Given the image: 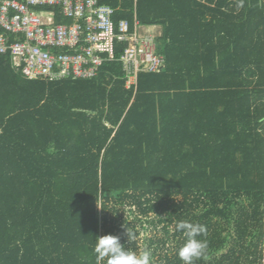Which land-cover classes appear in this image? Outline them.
I'll use <instances>...</instances> for the list:
<instances>
[{
  "label": "trees",
  "instance_id": "trees-1",
  "mask_svg": "<svg viewBox=\"0 0 264 264\" xmlns=\"http://www.w3.org/2000/svg\"><path fill=\"white\" fill-rule=\"evenodd\" d=\"M99 1L159 26L165 65L127 86L118 60L28 80L0 55V264H95L105 234L182 264L180 221L197 264H264V0Z\"/></svg>",
  "mask_w": 264,
  "mask_h": 264
},
{
  "label": "built area",
  "instance_id": "built-area-1",
  "mask_svg": "<svg viewBox=\"0 0 264 264\" xmlns=\"http://www.w3.org/2000/svg\"><path fill=\"white\" fill-rule=\"evenodd\" d=\"M114 12L99 0H0V55L28 80L90 79L115 60L127 86L141 71H161L157 36L135 16L132 26L115 22Z\"/></svg>",
  "mask_w": 264,
  "mask_h": 264
},
{
  "label": "clouds",
  "instance_id": "clouds-1",
  "mask_svg": "<svg viewBox=\"0 0 264 264\" xmlns=\"http://www.w3.org/2000/svg\"><path fill=\"white\" fill-rule=\"evenodd\" d=\"M122 227L127 236V243L131 244L136 239L135 232L130 231L126 225ZM175 231L182 232L185 237L184 244L177 251L182 264H197V261L204 259L208 243L199 237L206 235L205 226L180 221L176 223ZM93 252L95 264H151L149 251L137 253L121 243L120 237L112 234L96 237Z\"/></svg>",
  "mask_w": 264,
  "mask_h": 264
},
{
  "label": "rangeland",
  "instance_id": "rangeland-1",
  "mask_svg": "<svg viewBox=\"0 0 264 264\" xmlns=\"http://www.w3.org/2000/svg\"><path fill=\"white\" fill-rule=\"evenodd\" d=\"M145 28H147V29H149L150 28V31L149 32H151L152 34H155V36H157V38H158V36H160V34H161V32H160V27H148V26H146ZM156 41H157V39H156Z\"/></svg>",
  "mask_w": 264,
  "mask_h": 264
},
{
  "label": "crops",
  "instance_id": "crops-1",
  "mask_svg": "<svg viewBox=\"0 0 264 264\" xmlns=\"http://www.w3.org/2000/svg\"><path fill=\"white\" fill-rule=\"evenodd\" d=\"M146 26H148V27H159V26H157V25H146ZM149 30H150V28H149Z\"/></svg>",
  "mask_w": 264,
  "mask_h": 264
}]
</instances>
